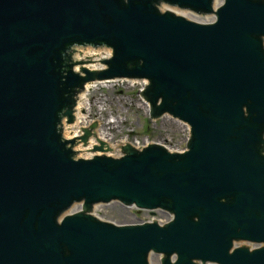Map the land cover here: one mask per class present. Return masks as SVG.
I'll list each match as a JSON object with an SVG mask.
<instances>
[{"label":"water","instance_id":"95a60500","mask_svg":"<svg viewBox=\"0 0 264 264\" xmlns=\"http://www.w3.org/2000/svg\"><path fill=\"white\" fill-rule=\"evenodd\" d=\"M213 2L0 0V264H264V0ZM101 45V69H74L77 46ZM114 78L148 80L152 120L189 125L184 151L75 157L96 123L68 139L62 122L86 82ZM111 201L172 219L89 213ZM243 240L261 246H233Z\"/></svg>","mask_w":264,"mask_h":264},{"label":"rangeland","instance_id":"374dc122","mask_svg":"<svg viewBox=\"0 0 264 264\" xmlns=\"http://www.w3.org/2000/svg\"><path fill=\"white\" fill-rule=\"evenodd\" d=\"M172 9L175 12L181 11L176 8ZM186 17L203 22L213 19L212 14L199 16L191 12L186 13ZM84 92L87 103L80 113L85 115V123L90 124L93 121L97 123L95 132L103 130L110 134L111 143L121 145L123 141L131 144L155 142L163 144L171 151L184 149L189 135L188 125L185 122H178L168 115L161 116L158 121L147 119L149 110L145 101L138 98V84H132L126 80L114 83L103 82L93 84ZM92 140L94 138L82 146L88 147ZM119 150L120 147L106 149L102 154L117 157ZM86 152L92 153L91 149ZM92 213L103 220L119 224H131L141 221L143 218H164L166 216V214L157 211L153 214L143 210L138 212L134 207L125 208L116 202L101 204Z\"/></svg>","mask_w":264,"mask_h":264},{"label":"bare ground","instance_id":"6f19581e","mask_svg":"<svg viewBox=\"0 0 264 264\" xmlns=\"http://www.w3.org/2000/svg\"><path fill=\"white\" fill-rule=\"evenodd\" d=\"M180 15L186 17V13L187 11H183L181 10L180 12H178ZM189 19V18H187ZM191 19V18H190ZM95 52V50H92L91 48H85L83 49H79L78 53L76 54L77 57H89L87 64L83 62V64H81L82 66H84L85 68H98L100 66V64L97 62L96 57L93 56V53ZM80 55V56H79ZM95 58V60H94ZM79 59V58H78ZM93 84L88 85L87 88L91 87ZM77 105H76V110H75V115H76V121H75V126L78 125V123H82L83 119L85 118V115L83 113H80V111L82 110V108H84L86 106V101H85V93H81V95L79 96L78 100H77ZM74 126V125H73ZM72 126V127H73ZM69 128V127H66ZM69 133H65L64 136L69 137L68 136ZM97 138L106 142V145H108L109 149H113V148H117L120 147L121 145H115L114 143H111V135L107 134L106 132H104L103 130L101 131H97L96 132ZM93 141V140H92ZM126 142H122L121 144H125ZM76 151H78L77 153V157H85V156H89V154L86 152V150L89 149V147H84L82 146V144L76 143V145H74Z\"/></svg>","mask_w":264,"mask_h":264}]
</instances>
